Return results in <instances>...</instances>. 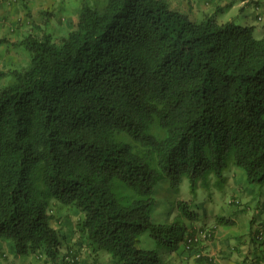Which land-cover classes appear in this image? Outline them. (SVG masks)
I'll return each instance as SVG.
<instances>
[{
	"label": "trees",
	"instance_id": "trees-1",
	"mask_svg": "<svg viewBox=\"0 0 264 264\" xmlns=\"http://www.w3.org/2000/svg\"><path fill=\"white\" fill-rule=\"evenodd\" d=\"M22 43L29 65L0 71L12 77L0 86L1 241L16 256L81 264L62 252L52 196L83 213L78 231L118 264H166L182 246L194 264H215L199 235L237 221L209 226L181 199L173 221L156 222L155 187L186 177L196 193L212 176L228 182L232 166L264 186V34L193 20L167 0H104L83 4L60 42L45 33ZM145 231L162 251L137 246ZM259 234L248 264H264Z\"/></svg>",
	"mask_w": 264,
	"mask_h": 264
},
{
	"label": "rangeland",
	"instance_id": "rangeland-1",
	"mask_svg": "<svg viewBox=\"0 0 264 264\" xmlns=\"http://www.w3.org/2000/svg\"><path fill=\"white\" fill-rule=\"evenodd\" d=\"M241 2L242 0H235L223 11H218L217 20L219 22L234 20L238 24L251 25L254 36L262 37L264 0H260L258 7L255 2L246 4ZM20 3H24V0L14 1L12 6L24 5ZM83 4L102 7L104 0H28L25 9L22 7L28 16L25 18L26 22L20 24L22 26L16 32H12L10 28L5 30L8 39L0 44V50L5 49V64L0 68L8 72L10 69H22L29 65L30 51L22 43L29 34L41 36L50 33L57 42L68 36L78 21ZM216 6L217 4H214L215 8ZM11 80L12 77L9 75L0 77V86L8 84ZM235 168L232 166L227 173L228 182L218 183L217 178L212 176L211 183L206 186L200 185L196 193L191 192L190 182L186 177L179 189L174 188L167 177H162L155 187L157 205L151 211L152 219L166 223L173 221L179 215L176 201L184 199L190 201L191 208L197 211L202 221L209 226L218 223L222 216L235 219L238 225L232 228L238 229L241 234L250 232L251 226L253 227L257 220L264 224V186L249 184L244 169ZM49 199L51 201L49 208L53 209L54 214L53 225L58 228L63 240V253L68 252V247L72 248L79 255L81 264H118L104 249L94 252L92 241L78 231L77 222L83 217V213L75 205H62L52 196ZM260 231H264V227ZM213 238L215 237L212 235L210 239ZM0 242V264H44L36 255L16 256L9 240H6L8 244L1 239ZM137 246L163 250L158 241L146 231L139 235ZM183 260L178 264H188ZM166 264L173 263L168 261Z\"/></svg>",
	"mask_w": 264,
	"mask_h": 264
},
{
	"label": "crops",
	"instance_id": "crops-1",
	"mask_svg": "<svg viewBox=\"0 0 264 264\" xmlns=\"http://www.w3.org/2000/svg\"><path fill=\"white\" fill-rule=\"evenodd\" d=\"M14 1L17 2L18 0H0V42L1 40L8 39V36L5 35V30L7 28H10L12 32H16L19 27L22 26L20 24L26 22L25 18H28L26 11L22 10V7L25 9L26 4H28V0H24V3H20L22 5L24 4L23 6H19L17 4V7L12 6ZM167 1L173 9H177L187 14L193 20L201 21L208 16H214L217 19V12L223 11L228 7L227 5L230 2L232 3L235 0ZM241 3H254L258 7L260 5V0H242ZM214 4H217L216 8L214 7ZM3 43H5V41L1 42L0 44ZM4 64L5 49L0 50V66L2 67ZM1 70L4 71L5 69L0 68V71ZM262 227H264L263 222L257 220L256 224L253 225V227L251 226L250 232H261L260 230ZM205 232L208 235L207 238H205ZM205 232H202L199 235L200 241L205 248L204 254L213 257L215 259V264H248L250 261H252V259L260 254V251L257 249L256 245L250 241L252 236L250 235V232L247 234H241L238 229H224L219 226H212L210 230H206ZM211 234L215 238L208 239L211 237ZM6 243L8 244V242H5V244ZM184 250L185 248L182 246L178 252H173L169 255H166L167 262L171 261L173 264H178L183 260V258H186V260H183L184 263L188 262V264H194V258L188 257V253Z\"/></svg>",
	"mask_w": 264,
	"mask_h": 264
},
{
	"label": "built area",
	"instance_id": "built-area-1",
	"mask_svg": "<svg viewBox=\"0 0 264 264\" xmlns=\"http://www.w3.org/2000/svg\"><path fill=\"white\" fill-rule=\"evenodd\" d=\"M259 237H260L261 239L264 238V231H261V232H260Z\"/></svg>",
	"mask_w": 264,
	"mask_h": 264
},
{
	"label": "clouds",
	"instance_id": "clouds-1",
	"mask_svg": "<svg viewBox=\"0 0 264 264\" xmlns=\"http://www.w3.org/2000/svg\"><path fill=\"white\" fill-rule=\"evenodd\" d=\"M205 234H206V232H205ZM206 236V235H205ZM207 237H208V235H207Z\"/></svg>",
	"mask_w": 264,
	"mask_h": 264
}]
</instances>
